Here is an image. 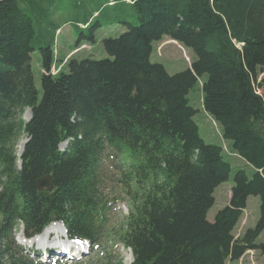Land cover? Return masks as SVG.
I'll list each match as a JSON object with an SVG mask.
<instances>
[{"label": "trees", "instance_id": "obj_1", "mask_svg": "<svg viewBox=\"0 0 264 264\" xmlns=\"http://www.w3.org/2000/svg\"><path fill=\"white\" fill-rule=\"evenodd\" d=\"M56 12L68 14L65 25L78 31L80 44L96 43L103 23H118L115 16L139 24L123 22L126 33L103 41L108 59L58 61L53 46L63 26ZM166 37L196 58L174 76L151 60L154 44ZM36 51L41 99L31 65ZM198 85L229 152L200 135L189 99ZM22 137L28 142L17 159ZM108 150L133 160L121 180L133 207L120 234L132 264L264 256V0H0L2 222L31 238L61 223L70 239L97 246L108 222L99 177ZM228 154L245 166L235 173L229 205L210 222L215 191L232 173ZM46 176L51 192L38 188ZM252 196L260 199V219L236 237ZM10 237L0 234V263L31 264L16 256Z\"/></svg>", "mask_w": 264, "mask_h": 264}, {"label": "rangeland", "instance_id": "obj_2", "mask_svg": "<svg viewBox=\"0 0 264 264\" xmlns=\"http://www.w3.org/2000/svg\"><path fill=\"white\" fill-rule=\"evenodd\" d=\"M69 20L70 17L68 14L61 12H56L54 16L55 23L61 27L63 26L57 34L58 36L53 46L58 61L62 59L66 61L71 57L79 60L92 59L97 61L108 59L109 56L104 49L103 41L105 39L119 38L126 33L128 28L123 22H128L134 26L139 24V20L136 17L115 16L112 21H117L118 23H103V26L96 33V43L84 41L80 44L78 31L70 24L65 25ZM194 59L196 58L191 50L184 48L181 44L170 40L168 37L164 41L154 44V52L151 57L154 64L164 65L168 73L172 76L189 69ZM31 65L35 85L41 99L43 95L41 81L43 71L42 57L39 51L32 54ZM58 67H60V64ZM54 71L55 69L53 68ZM189 99L193 108L198 111L195 116V121L199 126L202 139L208 144L223 146L229 152L228 142H225L221 136V127L203 109L202 91L199 85L190 93ZM25 141H27V138L22 137L15 147L13 153L17 159L19 158L17 153L18 148ZM227 160L232 165V173L230 179L215 191L214 197L216 202L208 214V220L210 222H214L218 212L226 208L230 203L234 176L240 165L239 162L234 161L233 155L228 154ZM132 163L133 160L127 153L120 154L117 151L108 150L104 154L103 160L100 163L99 177L101 180V196L107 201L108 207V222L105 238L97 246L91 245L88 254L79 260L63 259L59 262H52V259H49L48 264H125L126 259L131 255V251L125 249L121 244L120 234L127 218L131 214L133 206L130 198L124 192L121 180L129 171ZM4 180V173L0 166V196L4 193ZM260 207L261 202L258 197L252 196L249 198L247 209L244 211V215L234 232L236 237L241 236L246 230L254 228L257 225L260 219ZM23 230V227L17 226L13 222L3 223L0 218V234L6 232L11 235L10 240L12 239V245L10 246L13 248L16 256L19 258L21 255L29 257L30 260H33L31 264H44L42 263L45 262L44 259L39 257L38 253L36 255L34 254L37 252L36 247L31 249L26 243H22ZM55 239L50 241L61 244V241L57 239L56 241ZM262 239H264V235ZM38 249H40V246H38ZM263 262L264 256L259 252H248L240 262L234 264H263ZM2 264H10V262H3Z\"/></svg>", "mask_w": 264, "mask_h": 264}, {"label": "bare ground", "instance_id": "obj_3", "mask_svg": "<svg viewBox=\"0 0 264 264\" xmlns=\"http://www.w3.org/2000/svg\"><path fill=\"white\" fill-rule=\"evenodd\" d=\"M55 71H56V69H55ZM55 71H54V72H55ZM54 72H53V75H55V74L57 73V71H56V73H54ZM25 143H26V141L23 142V143L19 146V148H18L17 153H18V156H19V157H21V155H22V153H23V148H24ZM63 231H64V229H63V225L60 224V223H55V224L51 225V226L48 228V230H47L45 233H43L40 237L34 239V240L31 242V244H36V243H37V245L41 247V246L45 245V244H46V240H48L47 245L49 244V245H53L54 247H59L60 244H58V242H54V241L52 242V241H50V240H53V239H55V238H56L57 240H59V239L56 237V235H58L59 238L63 237V234H64ZM52 237H53V238H52ZM56 239H55V240H56ZM57 240H56V241H57ZM66 248H67V247H66ZM55 254H56V253H55ZM39 255H40V254H38V256H39ZM61 255L64 256L63 253H61ZM56 257H58V256H56ZM64 258H66V256H64ZM132 262H133L132 255H130V256L128 257V259H126L125 264H132Z\"/></svg>", "mask_w": 264, "mask_h": 264}, {"label": "water", "instance_id": "obj_4", "mask_svg": "<svg viewBox=\"0 0 264 264\" xmlns=\"http://www.w3.org/2000/svg\"><path fill=\"white\" fill-rule=\"evenodd\" d=\"M24 119L26 120V122H29L31 120V112H30V110H28L26 112V115H25ZM24 147H25V145H24ZM23 151H24V148H23ZM38 188H39V190H45L47 192L53 191L54 183H53L52 177L51 176H46V177L38 180Z\"/></svg>", "mask_w": 264, "mask_h": 264}, {"label": "crops", "instance_id": "obj_5", "mask_svg": "<svg viewBox=\"0 0 264 264\" xmlns=\"http://www.w3.org/2000/svg\"><path fill=\"white\" fill-rule=\"evenodd\" d=\"M233 157H234V161L236 160L235 162H239V165L240 166H245V163L241 159L237 158L236 156H233ZM230 263H232V262H230Z\"/></svg>", "mask_w": 264, "mask_h": 264}]
</instances>
